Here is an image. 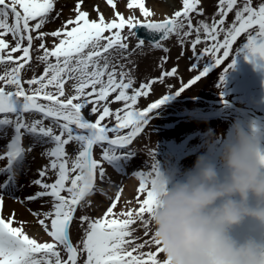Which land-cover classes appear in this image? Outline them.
<instances>
[{"label": "snow or ice", "instance_id": "obj_1", "mask_svg": "<svg viewBox=\"0 0 264 264\" xmlns=\"http://www.w3.org/2000/svg\"><path fill=\"white\" fill-rule=\"evenodd\" d=\"M57 2L0 0V66H3L0 132L11 127L14 133L6 151L0 155V160L7 159L6 166L0 168V174H7L0 190L15 188L17 171L24 165L26 149L22 139L26 134L37 143L51 145L42 153L49 158V164L39 171L40 179L32 181L40 190L25 198L27 201L51 198L45 201L50 204V210L32 212L51 239L38 241L30 237L24 222L14 227L15 212L10 216L0 215V264H171L167 258L163 262L158 258L157 254H164V249L149 228V217L157 203L156 185L160 179L157 167H153L154 175L153 172L135 174L139 177V187L134 188L133 200L124 201V210L114 212L124 192L123 186H118L115 199L109 197L111 205L103 216L95 219L89 215L76 216L78 209L92 204L90 197L96 192L106 195L105 189L98 187V179L107 180L109 190L113 187L102 161L93 157L94 146L103 149L104 162L121 172L119 163L133 153L128 146L145 131L151 114L167 102L169 94L144 110H135L132 106L136 105L138 97L147 96L155 83L163 84L165 77L177 75L176 67L163 70L168 57L162 56L161 75L133 88V79L127 72H118V61L112 63L116 59L112 54L127 59L130 38L137 39L133 51L142 49L145 40L137 37L141 29L153 37L149 40L151 48L163 49L165 53L169 49L164 41L175 36L183 48L186 38L195 33L190 41L192 56L188 71L198 74L174 92L179 95L196 85L213 68L227 62L226 74L228 68L234 67L233 46L242 35L246 42L241 45L243 47L235 48V53L243 51L245 58L254 64L264 61V3L254 7L253 0H243L242 4L238 0H218L219 19L214 17L212 23L200 20L194 27L193 14H203V9L198 7L201 0H182V7L163 19H155L156 13L146 6L145 0H120L129 10L127 16L118 10L115 0H107L113 15L106 17L94 5L95 19L83 8L85 0H75L71 9L73 15L56 30L45 32L44 27L62 13V10L56 11ZM234 9V20L226 25V18ZM9 35L11 41L7 39ZM48 40L52 47L48 46ZM202 43L205 46L198 50L197 46ZM14 53L21 54L14 56ZM33 53L45 65L43 74L23 79L21 72L27 71L26 65L31 68ZM50 58H54V62ZM257 67H264V64H257ZM220 80L223 83V74ZM128 89H132L131 95ZM117 90L111 102L123 101L124 108L113 112L108 103H104L101 110L98 107L101 102H109V97ZM89 106V114H97L95 122L86 119L82 112ZM26 114L32 117L30 122ZM106 117H114L115 125L102 124ZM123 129L130 131L121 135ZM109 133L115 135L110 137ZM70 144L75 145L74 158L66 151L65 146ZM261 163H264V154ZM49 173L54 175L52 182L44 179ZM3 207L4 197L0 195V211ZM77 222L83 235L74 244L71 231ZM138 227L143 230V238L136 235Z\"/></svg>", "mask_w": 264, "mask_h": 264}, {"label": "rangeland", "instance_id": "obj_2", "mask_svg": "<svg viewBox=\"0 0 264 264\" xmlns=\"http://www.w3.org/2000/svg\"><path fill=\"white\" fill-rule=\"evenodd\" d=\"M86 1L87 0H85V3ZM242 2L243 0H238V3L242 4ZM260 3H264V0H253L254 7L258 6ZM217 6L218 0H201L198 7L203 9V14H193L194 27L200 20L206 23H212L214 17L219 19ZM181 7L182 1L177 8H173V11ZM234 14L235 9L232 13H229L226 18V25L234 20ZM43 31L50 32L45 27ZM125 32H127V29H125ZM194 38L195 33H193L191 37L186 38V42L182 48L178 43L177 37H170L167 41L163 42L164 46L169 49L167 53H165L163 49L151 48L148 42H145L142 49L133 51L137 44V39L130 38L127 41L129 43L127 59H124L119 54H112L116 57V59L112 60V63L117 64L118 61V72H127L133 79V88H139L142 83L157 79L161 75L162 69L159 65L162 56L168 57L163 70L170 71L173 67L177 68L176 76L165 77V82L163 84L159 82L155 83L149 91V94L147 96L138 97L136 105L132 106L135 110H144L151 103L169 94L167 102L151 114V119L149 124L145 126V131L128 146V150L133 151V153L127 158V160L133 159L139 166L143 165V173L145 174L153 172L154 166L157 167L159 173L163 174L168 181V187H171L176 182L184 181L187 175L195 170L196 162L199 157H203L205 162L215 164L219 177L223 179L226 175V170L220 162V150L224 143L232 139V127L234 124H239L248 132H251L253 125L258 126L260 138L264 141V67H257V64H264V61H257V63L254 64L249 59L245 58L243 51L235 53V48L246 42L245 36L242 35L239 37L236 44H234L232 59L235 60V66L228 68L226 74L224 73V69L227 68V62L219 68H213L206 77H202L201 80L190 89H185V91L181 92L179 95L174 93L179 90L183 83H187L190 78L198 74V72L195 71H188L191 64L189 57L192 56L190 41ZM7 39L11 41L12 37L9 35ZM201 39L202 41L204 39L203 33H201ZM47 43L49 47H52L51 40H48ZM208 43L210 44V41ZM204 46L203 43L198 45V50H201ZM182 51L184 52L183 56H181ZM153 52H155V54H153ZM20 54L21 53H14L13 55L17 56ZM39 54H42V52ZM36 55V53H33V59L30 61L31 68L29 69V66L26 65L25 68L27 71L22 70L21 75L23 79L31 78L33 75L39 76L43 74L45 65L36 59ZM50 59L54 62V58ZM228 63H231V59ZM119 65L123 67H119ZM2 72L3 66H0V74H2ZM222 74L224 75L223 83H221L220 80ZM117 79H119V76H117ZM125 82H127V77ZM25 87L27 88V85H25ZM118 91L119 90L109 97V102H101V105L98 107H101L102 110V105L108 103L109 108L113 112L117 109L124 108L123 101L111 102L114 101ZM127 92L131 95L132 89H128ZM228 105L242 108L246 116H242L234 111H228L224 115L212 120L198 118L199 112L213 113ZM90 108L91 106L82 110V112L86 119L95 122L98 118L97 114L90 115ZM121 115H123V113H121ZM2 116L3 114H0V118H2ZM25 118L29 122L32 119L28 114H26ZM45 123L47 124L49 122L46 121ZM101 123L114 126L115 119L114 117H106L105 121ZM56 131L58 134V129ZM128 131H130V129H123L120 134L124 135ZM13 134L11 127L6 128L4 132H0V155L5 152L6 146L10 142ZM114 135L113 133H109L110 137ZM22 145L26 149L25 160L23 168L17 171V176H29L32 174V181L40 179L39 171L49 164V158L42 155V153L46 148L51 147V145L37 143L27 134L22 139ZM106 146L105 144V147ZM65 147L70 156L74 158L72 154L75 145L70 144ZM29 148L31 151H27ZM39 152H41V155L38 154ZM102 156L103 149L99 146H94L93 157L101 160L104 168L110 167V165L102 160ZM34 167H37L35 171H33ZM113 173L114 175H119L116 176V178L119 177L124 179L131 177L124 176L125 173L117 174L116 170H114ZM1 176L3 175L0 174V184H3V179H7V177ZM22 178L23 176L20 177L21 181L23 180ZM44 179L46 182H52L54 180V175L49 173V176ZM21 183L15 180V188L10 187L7 190H0V195L6 198L14 199L15 197L20 199L23 189ZM30 185L31 188L32 186L33 188L35 187L36 191L40 190L39 187L32 184V182ZM103 186H105L104 182L103 185L99 182L98 187ZM33 194V190H28L26 195L31 196ZM96 194L98 196H103L100 192H96ZM18 199L15 200L17 201ZM48 199L49 198H41L36 203L42 201L46 206L47 204H45V201ZM31 202L34 203L35 201ZM249 205L251 207H264V201H257L254 197L250 196ZM136 206L138 207V205ZM80 215H89L93 219L99 218L96 217L95 213L92 211V204L85 209H78L76 216L78 217ZM145 217L148 218L147 214H145ZM137 223L139 224V221ZM149 228L152 231L151 224ZM82 235L83 229L77 222L74 224L71 231L73 243L77 244ZM136 235L143 238L142 228H137ZM230 235L238 243H243L252 239L261 247H264V223L253 218H246L241 224L234 226L230 230ZM154 249L155 246H153V250ZM145 250L147 251V249ZM62 255L66 258V254L62 253ZM157 255L161 262L166 259L163 253H158Z\"/></svg>", "mask_w": 264, "mask_h": 264}, {"label": "clouds", "instance_id": "obj_3", "mask_svg": "<svg viewBox=\"0 0 264 264\" xmlns=\"http://www.w3.org/2000/svg\"><path fill=\"white\" fill-rule=\"evenodd\" d=\"M221 146V179L215 164L199 157L184 181L168 187L160 173L157 203L149 217L155 238L171 264H264V247L255 240L236 242L230 230L246 218L264 223V141L258 126L251 132L239 124Z\"/></svg>", "mask_w": 264, "mask_h": 264}, {"label": "bare ground", "instance_id": "obj_4", "mask_svg": "<svg viewBox=\"0 0 264 264\" xmlns=\"http://www.w3.org/2000/svg\"><path fill=\"white\" fill-rule=\"evenodd\" d=\"M182 0H145L146 6L150 7L155 13L156 17L155 19H163L165 16H172L173 15V8H177ZM118 6V10L123 13L125 16L129 14V10L126 9V5L124 3H121L120 0H115ZM75 0H58L56 4V11H61V15L50 21L45 28L49 31L56 30L61 26V24L70 18L73 13L71 12V9L74 7ZM94 5H97L99 9L106 15V17H111L113 13L110 11V5L107 4V0H87L84 9L89 11L90 17L95 19L97 18V12L93 11ZM138 17L140 16L139 11L136 10L135 13ZM143 19V17H141ZM155 54V52H153ZM6 151V150H5ZM41 155V152L38 153ZM7 164V159L0 160V168H3ZM119 167L122 171H127L124 176H131L128 179H121L116 178L113 171L115 170L113 167H107L106 170V176L107 179H110L112 181L113 187L109 190L107 180L105 181H99L98 184L101 182V184L104 185L102 188L105 189L106 195L103 194V196H98L96 193L91 197L92 200V211L95 213L96 217L103 216L104 212L107 210V208L111 205V199H115V192L118 186H123L124 192L121 194V200L117 204V209H114L115 211H120L125 209V200H133L134 188L139 187V177L138 175H135L137 173L143 172V165L139 166L136 161L133 159H124L119 163ZM37 167L33 168V171H35ZM3 176L1 177H7V174H1ZM23 176V180L21 181L20 177ZM32 174L29 176L20 175L16 176V181L18 183H21L23 189H22V195L20 196V199L17 201L12 198H6L4 197V207L1 211L0 215L3 216H10L13 212L16 214V223L13 224L14 227L20 226L19 222H24V229L27 232V234L32 237L38 239V241H46L50 240L51 238L47 236V234L43 231L42 226H40L37 222V217H34L32 215V212H43L50 210V204H47L46 206L41 201L40 203H32L31 201L25 200L26 197H28L27 191L33 190L35 194V187L31 188V182H32ZM6 179H3L5 181ZM106 183V184H105ZM30 186V187H29ZM27 190V191H26ZM33 194V195H34ZM50 200V198L48 199ZM20 201H24V203H20ZM49 204V205H48ZM31 209V211H29Z\"/></svg>", "mask_w": 264, "mask_h": 264}, {"label": "water", "instance_id": "obj_5", "mask_svg": "<svg viewBox=\"0 0 264 264\" xmlns=\"http://www.w3.org/2000/svg\"><path fill=\"white\" fill-rule=\"evenodd\" d=\"M137 35H138L140 38H146V39H148V40L153 39V37L150 36L149 33L146 32V31L143 30V29L139 30V31L137 32ZM233 108L237 110L236 107H233ZM217 114H218V113H217Z\"/></svg>", "mask_w": 264, "mask_h": 264}]
</instances>
